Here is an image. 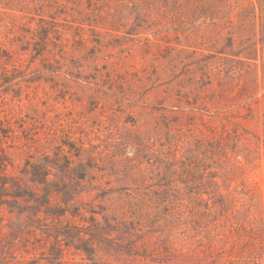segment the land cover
<instances>
[{
	"label": "rangeland",
	"instance_id": "obj_1",
	"mask_svg": "<svg viewBox=\"0 0 264 264\" xmlns=\"http://www.w3.org/2000/svg\"><path fill=\"white\" fill-rule=\"evenodd\" d=\"M0 264H264V0H0Z\"/></svg>",
	"mask_w": 264,
	"mask_h": 264
},
{
	"label": "trees",
	"instance_id": "obj_2",
	"mask_svg": "<svg viewBox=\"0 0 264 264\" xmlns=\"http://www.w3.org/2000/svg\"><path fill=\"white\" fill-rule=\"evenodd\" d=\"M47 170L43 167L37 166L36 171L33 173V175L39 179H41L43 182L46 181V176H47ZM83 173V172H82ZM83 175V174H82ZM84 251L88 254L91 253V248L88 246L83 247Z\"/></svg>",
	"mask_w": 264,
	"mask_h": 264
}]
</instances>
